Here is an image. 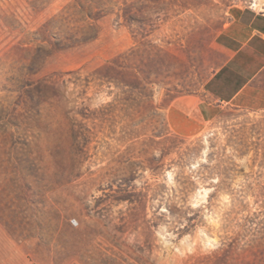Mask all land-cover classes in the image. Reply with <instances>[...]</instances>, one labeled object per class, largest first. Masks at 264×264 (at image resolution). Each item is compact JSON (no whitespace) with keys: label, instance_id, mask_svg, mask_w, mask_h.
I'll use <instances>...</instances> for the list:
<instances>
[{"label":"rangeland","instance_id":"374dc122","mask_svg":"<svg viewBox=\"0 0 264 264\" xmlns=\"http://www.w3.org/2000/svg\"><path fill=\"white\" fill-rule=\"evenodd\" d=\"M256 1L0 0V264H264V108L167 121Z\"/></svg>","mask_w":264,"mask_h":264},{"label":"crops","instance_id":"0c3cea01","mask_svg":"<svg viewBox=\"0 0 264 264\" xmlns=\"http://www.w3.org/2000/svg\"><path fill=\"white\" fill-rule=\"evenodd\" d=\"M221 61L203 90L177 96L167 109L175 133L199 134L223 105L264 108V12L235 11L216 36Z\"/></svg>","mask_w":264,"mask_h":264},{"label":"trees","instance_id":"16d2710c","mask_svg":"<svg viewBox=\"0 0 264 264\" xmlns=\"http://www.w3.org/2000/svg\"><path fill=\"white\" fill-rule=\"evenodd\" d=\"M56 19H57V17L55 16L53 19L48 21L47 26H49V27L51 26V27L55 28V26H53L51 23ZM60 22H61V19H60ZM65 24H66L65 29L61 30V31H65V33H67V35H71L69 39H74L73 40V41H75L74 43L85 42L91 38V36H87L86 32H82L83 30H79L78 28L75 29L74 27L71 28V27H69V25L67 23H63V20H62V25H65ZM38 84H39L38 85L39 91H42L41 88L45 87V85H46L45 82L42 80V81H39Z\"/></svg>","mask_w":264,"mask_h":264},{"label":"bare ground","instance_id":"6f19581e","mask_svg":"<svg viewBox=\"0 0 264 264\" xmlns=\"http://www.w3.org/2000/svg\"><path fill=\"white\" fill-rule=\"evenodd\" d=\"M259 1L258 0L256 1V3H255L256 6L261 5L262 3H264L262 0H259Z\"/></svg>","mask_w":264,"mask_h":264}]
</instances>
